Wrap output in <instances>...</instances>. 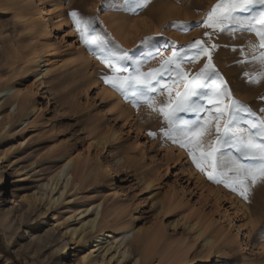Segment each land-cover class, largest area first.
<instances>
[{"label": "rangeland", "instance_id": "1", "mask_svg": "<svg viewBox=\"0 0 264 264\" xmlns=\"http://www.w3.org/2000/svg\"><path fill=\"white\" fill-rule=\"evenodd\" d=\"M43 2L54 25L51 37L44 35L39 15L28 13L38 9L39 0H0V88L14 87L0 94V264H91L93 259L124 264L111 252L103 257V248L95 246L101 230L109 238L124 231L139 264H174L184 258L189 264H264V239L258 236L264 229V205L258 206L264 183L257 182L246 201L209 181L186 149L160 134L162 117L143 104L134 107L103 82L108 69L79 42L68 16L73 9L90 15L100 9L107 32L129 50L143 36L181 19L190 30L168 29L164 35L186 45L208 41L206 29L196 25L217 0H167L166 11L158 17L154 6L131 15L104 11L103 0ZM257 39L238 32L211 40L219 45L212 52L216 70L234 98L253 110L264 107V81L251 84L242 76L248 71L254 79L258 65L236 64L241 57L233 48ZM38 55L47 66H38ZM205 63L202 57L184 68L191 78ZM158 65L157 60L148 67ZM47 68L48 76L42 77ZM172 87L173 96L184 90L182 83ZM166 96L157 95V106ZM66 157L74 160L68 167L76 183L68 185L59 204L50 205L49 196L60 183L53 193L40 186L61 169ZM32 195L40 199L29 206L24 198ZM235 197L251 219L238 208L232 213L230 199ZM90 205H100L97 227L77 242L70 231L81 226L86 214L79 213ZM226 210L233 222L223 217ZM192 224L204 228L205 237L216 236L213 248L207 250L205 237L195 238Z\"/></svg>", "mask_w": 264, "mask_h": 264}, {"label": "snow or ice", "instance_id": "2", "mask_svg": "<svg viewBox=\"0 0 264 264\" xmlns=\"http://www.w3.org/2000/svg\"><path fill=\"white\" fill-rule=\"evenodd\" d=\"M175 2L179 4L180 0ZM149 6L156 8L158 17L168 4L167 0H103L101 8L140 15ZM99 11L90 15L73 9L68 16L79 42L108 69L101 77L103 82L134 107L143 104L156 112L164 121L160 134L166 141L186 149L192 163L209 181L237 192L247 201L251 188L257 182L264 183V107L253 110L234 98L213 63L212 52L219 45L211 40L222 34H254L257 40H249L233 51L241 57L236 64L258 65L254 79L248 71L242 73L249 83L264 81V0H217L196 25L206 29L207 42L196 39L178 45L164 31L190 30L191 25L174 19L165 25L164 31L143 36L133 50L125 49L107 32ZM202 57L207 63L190 78L184 64L195 63ZM157 60L158 66L148 67ZM168 81L182 83L183 92L176 90L173 96ZM165 92V100L157 106V95L163 96ZM189 114L195 118H186ZM147 134L153 138L157 135L154 131ZM258 236L264 239V229Z\"/></svg>", "mask_w": 264, "mask_h": 264}, {"label": "bare ground", "instance_id": "3", "mask_svg": "<svg viewBox=\"0 0 264 264\" xmlns=\"http://www.w3.org/2000/svg\"><path fill=\"white\" fill-rule=\"evenodd\" d=\"M39 1H40L41 7L38 6L37 10H34V9L28 10V13L29 14H31V13L35 14L36 13L39 15L38 19H40V22H43L45 25L44 35L51 37L53 34L54 25L51 23V21L49 19V12L45 8V3L43 2V0H39ZM166 18L167 17H165V19ZM168 18H169V16H168ZM57 44H59V42H57ZM51 46L53 47V44H51ZM46 61L47 60L45 58H43L41 55L37 56L38 66H41V67L47 66L48 63ZM49 72H50L49 68L42 70V72H41L42 77H47ZM13 88H14L13 85L12 86H6L5 88H0V94L5 92L6 90H12ZM3 106H4V104L0 103V109H2ZM105 140H107V139L105 138ZM99 143H101V142H99ZM65 160H66V163L63 164L61 169L58 172H56L50 178V180L48 182L43 183L40 186L41 188H43L45 190H49L48 193H50V192L53 193L57 189V187L59 186V183H60V186H59L57 192L55 193V194H58V197L57 198L54 197L55 194H51L49 196L50 205L59 204L62 197L65 195V192L68 188V185L69 184L72 185V184L76 183V180H74L73 173L70 172L69 167H68V165L70 163H72L74 160L72 158H69V157H66ZM263 196H264V194H262L261 197H263ZM261 197L259 199L260 202H258V206L260 205V207L262 206V204L264 205V201L261 200ZM24 199L27 200V202L30 204L29 206H31V203L39 200L40 197H38V196L36 197L35 195H32V196H28ZM230 202H231L232 209L234 210V212H232V213L237 214L238 212L235 210L238 208L239 211L241 210L244 215H247V217L251 219L252 214L250 213V211L248 212V210H247L248 208L247 207L245 208L246 205L244 203H242L241 200H239L237 197H235V198L230 199ZM261 208H263V207H261ZM91 213L96 214V216L89 217V215ZM79 214H86V218L89 217V219L84 218V219L80 220L81 226L79 228H75V229L70 231V234L73 237L76 236V239L79 238L77 240V242L87 238L89 236V234H92V232L96 229V227H97L96 222L98 219V215L100 214V205H96V206L90 205V206L86 207L83 211H81ZM223 217L230 219L231 222H233V220H234V218L232 219V215L230 214V212L228 210L225 211ZM251 221L252 220H250V223H252L254 221V224L252 223V225L254 226L256 223L255 222L256 220L253 219V221L252 222ZM191 228H193L195 231L194 234H195L196 239L205 237L204 235L206 234V230L204 228L198 227V225H196V224H192ZM123 229H124V227H123ZM237 229L239 231L241 230L240 227H238ZM252 229H253V227H252ZM108 236H109L108 233L106 231H103V230H101L95 236V246H100V248H103V251H104L103 257L106 254H109L111 252V253H113L112 257H116V261L118 263L124 262V264H139L140 258L139 257L136 258V256L134 258L132 257L133 252L130 251V247L128 246V242L126 240V235H125L124 231L121 232V235H114V236L111 235L110 238ZM236 236L239 237V233H236ZM216 240H217L216 236H214V235H207L204 238V245L207 248V250L210 248H213V245L216 243ZM103 243H107V245L105 247H101V246H103ZM87 258H84V260ZM144 259H145V257H144ZM91 264H102V263H99L93 259ZM174 264H189V263L184 258V259L176 260Z\"/></svg>", "mask_w": 264, "mask_h": 264}]
</instances>
